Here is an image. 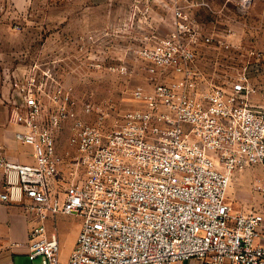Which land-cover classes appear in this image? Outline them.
Returning a JSON list of instances; mask_svg holds the SVG:
<instances>
[{"label": "built area", "instance_id": "built-area-1", "mask_svg": "<svg viewBox=\"0 0 264 264\" xmlns=\"http://www.w3.org/2000/svg\"><path fill=\"white\" fill-rule=\"evenodd\" d=\"M173 42L140 56L153 78L158 69L180 77L153 79L149 91L134 88L140 107L110 123L113 104L84 101L95 118L74 120L66 152L58 149L57 129L67 105L76 104L69 94L48 117L32 89L11 107L15 137L33 147L35 163L0 150V202L28 213V255L37 264H264V204L234 211L227 202L235 172L261 166L264 188V88L247 77L230 90L206 82L192 65L194 52ZM58 214L82 219L66 262L47 227Z\"/></svg>", "mask_w": 264, "mask_h": 264}, {"label": "rangeland", "instance_id": "rangeland-1", "mask_svg": "<svg viewBox=\"0 0 264 264\" xmlns=\"http://www.w3.org/2000/svg\"><path fill=\"white\" fill-rule=\"evenodd\" d=\"M169 39L194 52L192 65L206 82L230 90L247 77L264 88V0H0V150L9 160L35 163L33 147L15 137L19 127L9 121L30 89L47 117L66 94L76 100L57 129L62 145L75 119L95 118L83 110L86 100L113 104L109 123L140 107L134 88L149 91L153 79L180 77L158 69L153 78L140 56L145 48H166ZM262 173L258 165L234 173L227 194L234 211L264 204Z\"/></svg>", "mask_w": 264, "mask_h": 264}, {"label": "crops", "instance_id": "crops-1", "mask_svg": "<svg viewBox=\"0 0 264 264\" xmlns=\"http://www.w3.org/2000/svg\"><path fill=\"white\" fill-rule=\"evenodd\" d=\"M58 149L70 147L69 138L62 145L57 136ZM62 145V146H61ZM32 222L25 208L18 203L0 202V264H37L28 255L29 230ZM82 219L75 215L58 214L47 221L50 232H56L60 244V259L66 262L74 250L81 230ZM264 242V240H263ZM172 264H205L198 258H189Z\"/></svg>", "mask_w": 264, "mask_h": 264}]
</instances>
